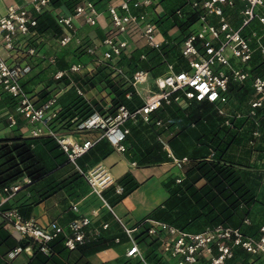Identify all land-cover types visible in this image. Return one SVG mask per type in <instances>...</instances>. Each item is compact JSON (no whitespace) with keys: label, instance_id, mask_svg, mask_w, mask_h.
Wrapping results in <instances>:
<instances>
[{"label":"built area","instance_id":"2783aa9c","mask_svg":"<svg viewBox=\"0 0 264 264\" xmlns=\"http://www.w3.org/2000/svg\"><path fill=\"white\" fill-rule=\"evenodd\" d=\"M51 1L32 0L30 6L9 4L0 15V100L2 94H7L14 104V112L8 114L10 123L15 124V115H18L28 124L29 137L48 136L55 141L64 153L66 163L86 181L91 192L100 196L105 188L114 185L115 192L121 193L122 187L114 184V177L103 164L95 163L83 168L78 159L99 139H105L119 152L125 151L124 141L129 133V128L125 126L127 121L135 122L140 119L148 122L150 115L162 103L180 101L183 95L188 100L214 103L216 111L224 118L225 126L233 127L234 119L244 118L238 130L251 150V161L257 162V148L261 145V136L264 134L261 124L264 74H251L248 62L255 50L259 51V59L264 62V0H240L243 4L239 10L242 20L237 28L230 24L224 12V7L234 6L235 0H183L196 13L198 23L194 31L184 36L180 45V52L186 59L188 68L177 70V63L168 61L165 71L155 77L145 69H135L129 80L135 93L142 99L139 106L128 109L119 105L114 114L101 113L94 108L91 114L70 130L55 126L59 111L58 92L50 93L37 104L35 95L23 86L24 78L31 72L30 58L38 56L35 42L43 38L36 28L37 16L48 10L54 11ZM152 4L153 0H118L108 4L105 8L108 24L104 36L97 43L86 47L90 60L73 62L65 68L56 69L53 78L70 79L77 93L84 97L80 86L72 80L73 76L91 72L97 65L105 63H110L115 74L122 75L123 67L114 63V59L132 52L134 47L129 39L130 35L141 38L145 46L159 50L166 39L157 30ZM256 7L262 10L257 12ZM101 13L95 0H81L67 14L53 13L62 30L54 38L56 44L59 47L72 41L79 44L81 39L76 35L74 19L80 17L85 24L96 26ZM175 14L180 16L181 9H176ZM254 19L260 23V32L252 31V36L243 35L241 29ZM32 38L34 40L29 43ZM253 39L256 45H253ZM140 58H145L143 52L140 53ZM50 61L54 62L55 57L51 56ZM229 82L250 85L251 95L246 101L245 112L228 108ZM129 96L130 93H126V97ZM155 124L163 125V121L156 119ZM92 131H96V136L90 134ZM159 139L173 162L181 166L187 160L186 156L175 157L168 143ZM259 167L264 171V163ZM181 179L182 177H176L177 182ZM31 183L32 179L23 175L11 183L0 184V218L5 229L18 242L5 254L7 259H13L23 252L32 253L33 247L48 254V243L57 236L63 238L68 249L98 238L99 229L90 227L91 219L86 215H77L65 225L53 220L46 226L40 225L32 217H24L17 206L10 204V200ZM70 208L76 210L77 202L71 203ZM143 222L147 224V234L158 240L166 258L173 259L175 264H241L238 261L229 262L235 248L259 258L264 264V223L259 225L256 235H251L243 234L238 227L223 224L195 232L164 221L145 219L134 228L122 225L130 244L125 251L126 257L137 256L144 261L132 235V231ZM244 222L249 221L245 218ZM107 226V223H103L101 227ZM24 241L27 243L22 245Z\"/></svg>","mask_w":264,"mask_h":264},{"label":"trees","instance_id":"16d2710c","mask_svg":"<svg viewBox=\"0 0 264 264\" xmlns=\"http://www.w3.org/2000/svg\"><path fill=\"white\" fill-rule=\"evenodd\" d=\"M80 1L52 0L51 8L62 2L72 12L74 6ZM178 8L181 9L180 16L175 14V10ZM52 10H55V8H52ZM169 12V15H159L156 12L154 15L157 30H161L166 39L159 50L146 46L142 50L133 51L129 57H125L124 54L116 57L114 63L123 67L124 73L122 75L115 74L109 65L110 63H105L97 65L91 72L85 73L84 76L86 77L82 75V77L77 78L78 82L81 78L82 83L80 85L95 86L97 83H101L102 87L108 89L111 99L106 106L100 107L96 103L93 104L86 100L77 93L70 79L66 77L58 79L57 81L64 82L68 89L58 96L59 111L55 119V126L70 130L79 121L91 114L94 108L101 113L114 114L119 105H124L128 109L139 106L142 99L135 93L129 80L135 69H145L149 71L152 77L163 73L166 69H163V66L166 67L168 61L176 62L177 70L187 69V64L181 62L183 56L180 52V45H177L175 39L169 35L168 29L177 28L181 32L183 40L185 35L195 30L191 26L197 23V16L194 11L184 4L183 0H178V3L176 0L175 6ZM166 19H169L170 22L165 23L167 22ZM36 28L39 33L47 36L57 37L62 32L50 10L37 16ZM141 52L145 54L144 59L140 58ZM253 57L249 61V71L251 74H262L261 67L264 62L260 61L259 57L257 59ZM66 65L67 62L61 58L57 62V69L65 68ZM74 77L75 75L72 80ZM23 86L25 87L24 82ZM128 92L130 96L126 97ZM228 92L229 101L232 99H236L238 103L243 101L244 109L240 111L245 112L246 101L251 95L250 85L248 83L229 82ZM3 95L1 99L4 100ZM6 96L8 95L6 94ZM156 119H161L163 125H156ZM223 120V116L216 111L214 103L188 100L183 95L180 101H171L169 104L162 103L150 115L148 122H143L140 119L135 122L130 121L132 126L125 141L128 135L131 134L132 140L140 146H136L137 151L135 152L138 156H141L138 159L139 164L171 161L172 158L167 155V151L163 148L159 138L166 141L168 146H171L170 148L176 152L172 140L177 135L186 133L185 131L189 126L192 129L198 127V130H202L197 133L196 146L207 147V153L201 158H190L189 160L187 158L183 162L181 166L184 176L179 182L174 177L165 183L168 197L162 208L153 214L152 219L173 224L187 231L196 232L216 224H223L238 227L243 234H257L259 225L257 222L252 221L250 215L253 205L257 202L261 204V210L264 213V171L256 162L251 161L250 148L246 146L247 151L244 149L246 140L238 130L242 126L244 118L234 119L233 127L225 126ZM261 124L264 128V109H262ZM165 132H168L166 136ZM39 137L53 140L48 136ZM34 138L36 137L0 138L1 185L11 183L23 175L30 177L32 183H34L47 173L45 172V166L36 157L33 148L34 143H36ZM261 138H264V134ZM240 141L244 145H241ZM55 145L58 147L56 143ZM238 145L245 151L240 150V152H237ZM257 150L259 155L256 159L259 160L261 154L264 156V140H262V144L258 146ZM63 162H66V160L64 159ZM258 162L259 164L264 163L262 160ZM199 179L205 181L201 186L196 185ZM137 185L138 183L134 182L125 188L122 196L128 194ZM245 218L248 219V223L244 222ZM146 226L143 222L139 228L146 232ZM142 233L140 232V234ZM152 241L157 242L159 245L156 238L152 237ZM26 243L24 241L22 245ZM48 246L50 248L48 254L33 247L32 258L29 259L28 264H92L86 259V255L103 249L109 244L101 238H96L83 244H77L73 249H68L63 243V238L57 236L48 243ZM55 254L65 259H51ZM159 260L155 264H160Z\"/></svg>","mask_w":264,"mask_h":264},{"label":"crops","instance_id":"0c3cea01","mask_svg":"<svg viewBox=\"0 0 264 264\" xmlns=\"http://www.w3.org/2000/svg\"><path fill=\"white\" fill-rule=\"evenodd\" d=\"M31 1L32 0H0V15L5 12L9 4L30 6ZM95 1L102 11L96 26L85 24L80 17L74 19V24L77 27L76 35L80 37L82 41L85 40L88 35H91V29H95L99 33V38L95 41L96 43L104 36L108 24L105 8L108 4L116 3L118 0ZM154 1L155 0H153L152 6L156 10ZM58 4L59 5L55 6V10L52 13H70V8H68V6L62 4V2ZM242 5L240 0H235V4L232 7L237 14ZM227 8L228 6L224 7V12ZM228 21L230 22V20ZM230 24L233 26L231 22ZM39 34H41L43 38L35 42L37 44L38 56L31 57V62L42 56V50L44 48L40 47L45 41H48V43L49 40L55 42V36H47L42 33ZM46 36L48 40L45 39ZM32 40H34V38L30 39L29 43H31ZM71 43H73V46L79 45L74 41ZM69 45L71 44L64 47H57L56 49L57 51L63 50L61 51L63 53V59L67 58L69 60L68 55L71 52L68 48ZM88 57L90 60L91 57L89 55ZM30 73L24 78L23 82L25 87L35 95L37 104H40L50 93H53L51 89L55 85L60 88L59 96L68 89L67 85H62V83L58 81L43 88V85L40 83L38 84L36 78H33V75ZM261 73L264 74V67H261ZM3 97H5V99L3 100L2 98L0 100V138L15 136L29 137L28 124L25 123L22 117L15 115L16 123H10L8 114L14 112V104L6 94H4ZM84 98L88 100L85 96ZM98 103L102 105V102L98 101ZM105 103L108 104L109 102L106 101ZM125 126L130 129L132 123L130 126L126 124ZM201 131L202 130L198 129L189 131L187 129L185 131L186 133L182 135L179 134L173 138L172 143H174L176 147V152L170 148L171 146H169V148L172 150V153L174 152V156L177 158L186 156L189 160L190 158H201L207 153L206 146H196L197 133ZM90 134L96 136V131H92ZM34 139L36 143H34L33 148L36 157L39 159L40 163L45 166V172L47 173L42 178L17 192L13 196V200L10 201V204L17 206L24 217H32L42 226L48 225L53 220L61 225H65L77 215L88 216L91 219L90 227H97L99 229L100 234L98 238L103 239L109 244V246L103 249L86 255V259L92 264H134L136 259H140L137 256H125V251L130 244L122 225L127 228H134L145 219H152L153 214L157 213V211L162 208L164 201L168 197L167 189L164 186L165 183L174 177L184 176L182 166L177 165L172 160L154 164H139L138 159L141 158V156H138L135 152L137 151L136 146H140L136 145L138 143L132 140L131 134L128 135L125 141L126 149L123 152L115 150L105 139H99L78 159V163L83 168L90 167L95 163L103 164L114 177V184H118L122 187V192L117 193L114 190V185H111L100 193V197L96 193L91 192L89 185L75 172L71 165L63 162L65 156L61 150L56 147L53 140L50 141V139L46 137H36ZM262 140H264V138H261V144ZM244 149H247L246 145ZM244 149L238 145L237 152ZM262 157L264 156L261 154L259 160L264 161ZM259 160L256 162L258 166H260ZM134 182H137L138 185L128 194L122 196L124 189ZM204 182L203 179H199L196 185L201 186ZM74 202H77L76 210L70 208L71 203ZM258 210H261V207H258ZM103 223H107L108 226L102 228L101 226ZM261 223H264V219L258 221V225ZM140 232L143 233L140 234ZM132 235L135 237L143 259H168L157 242L152 241V237L144 232L142 228H137L132 231ZM115 238H118V241H115ZM17 243V240L5 229L0 218V264H28L30 261L29 259L32 258V253L23 252L13 259H7L5 257L6 251ZM51 259L65 258L55 254ZM258 259L259 258L244 252L240 248H235L233 258L230 259L229 262L233 263L238 261L241 262V264H262L260 259ZM204 262L205 261H202V263ZM172 263L175 264L174 262Z\"/></svg>","mask_w":264,"mask_h":264},{"label":"rangeland","instance_id":"374dc122","mask_svg":"<svg viewBox=\"0 0 264 264\" xmlns=\"http://www.w3.org/2000/svg\"><path fill=\"white\" fill-rule=\"evenodd\" d=\"M154 2H155L154 7L156 8V10H155L156 13H158L159 15H163V14L169 15L170 14L169 11H171L173 6H175L176 0H155ZM177 3H178V0H177ZM52 8H55V5ZM255 10L258 12V11L262 10V8L256 7ZM225 16L233 24V27H239L241 20H242V17H241V14H239V13L237 14V12L235 11V9L233 7L228 6V8L225 11ZM166 21L167 22H165V23L170 22L169 19H166ZM156 27H157V25H156ZM191 27H192V29H196L198 27V23L193 24ZM252 31H256V32L260 31V23L258 22L257 19L252 20L248 25L244 26L241 29V33L243 35L245 34V36H252ZM158 32L160 34H162L161 30H158ZM168 33H169V35L172 36V38L175 39V42H177V45H181V42H182V38H181L182 36L181 35L182 34L177 28L172 27V28L168 29ZM90 34L91 35H88L85 38V40H83V41L81 40V43L79 45H75L76 47L72 45L73 43H69L71 45H69L68 48L71 50V52L68 55L69 60L67 58H66L67 60L64 58L65 61H68L66 66H68L69 64H71L73 62L89 61V57L86 53V47L89 45L95 44L96 43L95 41H97V38H99V35H98L99 33L95 29L94 30L91 29ZM45 39L48 40V37L46 36ZM129 39L132 43V47H134V48H132V52L135 50L136 51L142 50L144 47H146L144 45V42L142 41V39L137 37L136 35H130ZM253 45H256L255 39H253ZM57 47H59V46L54 41L49 40V43H48V41H45V43H43L42 46L40 47V48H44L42 50V52H43L42 56L39 58H36L33 62H31V73L30 74L33 75V78H36L38 84L40 83L41 85H43V88L48 86L49 84H51L53 82H55V83L57 82V80L53 78V73H54V70L57 68L58 60L63 58V56H62L63 53L61 52L63 50L57 51L56 50ZM130 54H124V55H125V57H129ZM51 56L55 57L54 62L50 61ZM253 56H254L253 57L254 59H257L259 57V51L255 50ZM181 62L184 64H187L186 59L184 57L181 58ZM248 64H249V62H248ZM123 65H125V64L123 63ZM262 67H264V65H262ZM164 68H166V67L163 66V69ZM82 75L84 76V74H82ZM82 75H75L73 81L76 82L80 86V88L82 89V91L85 94V97L91 103H93V104L96 103L97 106L101 107V106L106 105L105 102L106 101L109 102L111 99V94L109 93L108 89L102 87L101 83H97L95 86H88L85 84L80 85V83H82L81 78H80V82H78L77 78L82 77ZM84 77H86V76H84ZM84 77H83V79H84ZM60 82L62 83V85H64V82H62V81H60ZM51 92L60 93V88L55 85L51 89ZM97 99H99V100H97ZM98 101L102 102V105L99 104ZM227 106H228V108L236 109L237 111L244 109L243 101H241V103H238L236 101V99H232L231 101H229V104ZM125 124L128 126L131 125L130 121L126 122ZM187 129L189 131H192V127H190V126L187 127ZM197 129H198V127H197ZM164 134L166 136V134H168V132H165ZM167 136H169V135H167ZM239 143L241 145H244V143L241 141ZM246 146H247V144H246ZM13 198L14 197H12L10 201H12ZM258 207H261V204L257 202L253 205V209H251V215H250L252 217V218L250 217L252 219V221L257 222V223L261 219H264V213H262V210H258ZM157 260L158 259H144V261L148 264H155V262ZM144 261L142 259H136L134 261V264H146ZM172 262H174L173 259H171V260L170 259H160L159 260L160 264H173Z\"/></svg>","mask_w":264,"mask_h":264}]
</instances>
